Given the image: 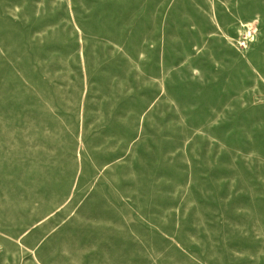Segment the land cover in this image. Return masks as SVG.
I'll return each mask as SVG.
<instances>
[{
  "label": "rangeland",
  "instance_id": "obj_1",
  "mask_svg": "<svg viewBox=\"0 0 264 264\" xmlns=\"http://www.w3.org/2000/svg\"><path fill=\"white\" fill-rule=\"evenodd\" d=\"M0 264H264V0H0Z\"/></svg>",
  "mask_w": 264,
  "mask_h": 264
}]
</instances>
